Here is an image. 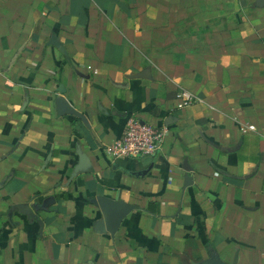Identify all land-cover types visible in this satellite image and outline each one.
Segmentation results:
<instances>
[{
    "label": "crops",
    "instance_id": "obj_1",
    "mask_svg": "<svg viewBox=\"0 0 264 264\" xmlns=\"http://www.w3.org/2000/svg\"><path fill=\"white\" fill-rule=\"evenodd\" d=\"M257 3L0 0V264H264ZM131 120L161 150L110 157ZM97 198L134 207L113 236Z\"/></svg>",
    "mask_w": 264,
    "mask_h": 264
},
{
    "label": "built area",
    "instance_id": "obj_2",
    "mask_svg": "<svg viewBox=\"0 0 264 264\" xmlns=\"http://www.w3.org/2000/svg\"><path fill=\"white\" fill-rule=\"evenodd\" d=\"M175 99L177 108L189 106L194 101L192 93L186 90H179ZM167 132V127L153 128L131 120L126 124L121 137L106 147L105 152L116 159L153 156L161 150Z\"/></svg>",
    "mask_w": 264,
    "mask_h": 264
},
{
    "label": "water",
    "instance_id": "obj_3",
    "mask_svg": "<svg viewBox=\"0 0 264 264\" xmlns=\"http://www.w3.org/2000/svg\"><path fill=\"white\" fill-rule=\"evenodd\" d=\"M259 6H264V0H258ZM57 113L59 115H74L80 118L83 122L85 119L82 115L72 110L63 100H57L56 102ZM91 168L90 163L84 155H79L78 164L74 167L70 180L76 177L78 174L86 173ZM53 202L52 198L46 199L38 210H44L50 203ZM100 211L104 215L102 222L98 224V228L101 232H106L113 236L118 230L122 220L133 211L134 207L125 204L122 201L109 200L106 198H97L93 201ZM19 210L26 215L31 216L32 212L28 206H20ZM205 264H224L218 258L213 257L205 262Z\"/></svg>",
    "mask_w": 264,
    "mask_h": 264
}]
</instances>
